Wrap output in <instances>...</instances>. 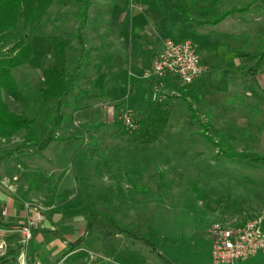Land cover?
<instances>
[{
	"label": "rangeland",
	"instance_id": "374dc122",
	"mask_svg": "<svg viewBox=\"0 0 264 264\" xmlns=\"http://www.w3.org/2000/svg\"><path fill=\"white\" fill-rule=\"evenodd\" d=\"M79 1L54 0L38 26L27 28L20 19L16 30L1 40L2 52L20 41L33 47L30 62L13 71L25 100L4 92L14 113L34 117L43 72L55 64L54 38L71 42L66 69L75 68ZM127 1L90 0L89 52L66 100L58 141L38 152L23 148L28 133L0 140V188L32 212L12 230L0 227V264H19L22 257L28 264L36 258L45 264H165L163 258L171 264H214V225L264 218V161L217 156L183 101L210 125L209 137L222 135L236 153L264 155V61L254 73L257 60L242 58L264 51V0H140L139 8ZM170 4L185 9L190 25ZM233 8L248 11L220 26L196 24ZM124 36L127 42L117 62ZM168 38H189L198 52L209 53L210 64L194 85L171 88L147 79L150 68L136 75L128 69L130 63L153 61L157 45ZM155 89L159 102L171 111L166 128L148 143L138 134L139 121L154 104ZM52 116L49 102L38 118V140L46 137ZM127 116L134 128L124 124ZM17 148L23 152L14 153ZM88 209L135 224L155 249L115 236L102 245L91 238L87 245L58 255L52 236L42 240L43 246L34 240L35 230L52 228L76 242ZM30 223L36 226L27 238L23 231ZM103 231V222H96L92 233ZM236 264H264V254Z\"/></svg>",
	"mask_w": 264,
	"mask_h": 264
},
{
	"label": "trees",
	"instance_id": "16d2710c",
	"mask_svg": "<svg viewBox=\"0 0 264 264\" xmlns=\"http://www.w3.org/2000/svg\"><path fill=\"white\" fill-rule=\"evenodd\" d=\"M219 1L220 0H213V3L218 4ZM79 2L81 3V7L77 12L78 26L75 34L79 58L75 61V68L73 71L69 72L66 69V60L67 53L71 50V42L68 40L63 41L59 38L53 39L55 64L43 72V81L37 93L38 108L33 118H31V116H23L14 113L4 101V92L17 101L25 100V95L20 85L15 80L13 71L30 62L33 56V47L30 43L20 41L8 51H0V140L10 139L21 133H28L30 139L25 143L26 145H23V148L25 147L28 150L36 149L38 152H44L50 144L58 141L57 133L66 120V116L63 112L67 106L66 100L75 88L77 79L80 76V69L89 52L86 47V29L91 3L90 0H80ZM53 3L54 0H0V44L2 39L5 40L16 30L20 19H23L24 25L27 28L38 26L42 21L44 13ZM127 4L138 7L140 6V0H128ZM170 7L176 9L183 16L182 22L184 24L192 22V19L182 6L170 4ZM247 11V8H233L222 14H216L213 21L196 24L216 26L237 13L243 14ZM242 58L251 61L257 60L255 66L252 68L253 72L257 73L264 61V51L257 55H245L242 56ZM178 98L180 97H177V99ZM183 101L186 102L188 111L191 113L196 125L204 132L199 133L200 136L217 150V156H222L230 160H245L250 162L264 161V155L253 152H234L222 135L217 134L215 138L209 137L207 132L210 130V125L202 122L194 106L188 100L184 99ZM49 102L53 103V116L51 117L50 127L46 137L38 140L36 138V135L39 134L40 131V127L37 126L38 118L45 104ZM170 111L171 107L161 102L154 103L148 115L139 121L142 127L141 131L138 133L139 136L148 143H154L160 136L161 131L166 128L170 118ZM11 152L13 151H8L6 155L12 156L13 153ZM15 152L21 153L23 151L17 148L14 153ZM84 214L88 216L87 229L82 239L70 245L71 250L81 244L84 239L92 235L93 226L98 221L104 224L102 235L107 242L117 235H125L132 241H140L154 248L152 241L142 232V229L133 223L124 225L113 215H106L94 209H88ZM0 226L4 227L6 230H12L15 227L12 224L3 223L1 220ZM40 232L50 233L51 231ZM163 260L165 264H171L164 258Z\"/></svg>",
	"mask_w": 264,
	"mask_h": 264
},
{
	"label": "built area",
	"instance_id": "2783aa9c",
	"mask_svg": "<svg viewBox=\"0 0 264 264\" xmlns=\"http://www.w3.org/2000/svg\"><path fill=\"white\" fill-rule=\"evenodd\" d=\"M204 68L201 57L190 39L168 38L164 42V49L156 58L147 79L155 78L165 81L175 78L180 87L193 85L203 75ZM159 91L155 89L152 102H159ZM128 128H134L135 123L130 116L124 118ZM36 226L30 223L24 229L27 238L30 229ZM212 235V260L214 264H236L247 261L264 254V218H257L242 223H220L213 226ZM3 245L0 244V249ZM19 264H28L25 258ZM43 264V263H37Z\"/></svg>",
	"mask_w": 264,
	"mask_h": 264
},
{
	"label": "crops",
	"instance_id": "0c3cea01",
	"mask_svg": "<svg viewBox=\"0 0 264 264\" xmlns=\"http://www.w3.org/2000/svg\"><path fill=\"white\" fill-rule=\"evenodd\" d=\"M133 7H135V6H133ZM140 6H138V7H136V8H139ZM169 8H171L170 6H169ZM171 9H173L174 11H176V12H178L176 9H174V8H171ZM179 13V12H178ZM181 17V16H180ZM183 17V16H182ZM231 18V17H230ZM228 19V18H227ZM181 21H183V18L181 19ZM225 21V20H224ZM223 21V22H224ZM223 22H221L220 24H218L219 26L223 23ZM191 23V22H190ZM190 23H188L189 25H190ZM217 25V26H218ZM193 29V28H192ZM196 35H199V36H201V34H197V33H195ZM187 39H189V38H187ZM191 40V39H190ZM126 37L124 36L123 37V39H122V49H120L119 51H118V57H117V62H119V60H120V58H121V54H122V52H123V50H124V46H125V44H126ZM195 45V44H194ZM196 46V45H195ZM163 49H164V44H163V42H160V44H158L157 45V47H156V53H155V57H154V59H153V61H151V60H141V62L140 61H138V62H136L135 64H131L130 63V67H128V69H131L132 71H133V73L136 75V74H141V72H144L146 69H149L150 68V70H151V68H152V66H153V63H154V61L156 60V58L159 56V54L163 51ZM196 49H197V46H196ZM198 51V50H197ZM199 53V55H200V57H201V63H202V66H203V68H204V71H205V67L207 68V66H209V64H210V55H208L209 53L208 52H206V51H203V52H198ZM208 53V54H207ZM205 62V63H204ZM203 74H204V72H203ZM114 75V74H113ZM203 76V75H202ZM201 76V77H202ZM114 78V77H113ZM198 80H200V79H198ZM197 80V81H198ZM175 81V82H174ZM196 81V82H197ZM163 82H165L166 83V85H168L169 87H175V84H177V85H179L178 84V82H177V80L175 79V78H172V77H170V78H167L165 81H163ZM195 82V83H196ZM156 83V82H155ZM155 83H153V85L155 84ZM174 83V84H173ZM194 83V84H195ZM193 84V85H194ZM192 86V85H191ZM152 86L150 85V88H151ZM113 88H115V87H113ZM176 88H177V86H176ZM133 90V92H134V90H135V85H134V89H132ZM56 143V142H55ZM7 210V213H8V215H4V211H6ZM30 214H32V212L30 211V212H25L24 211V206H23V204L22 203H20V201L17 199V198H14V196H11V195H9L8 193H6L4 190H2L1 188H0V220L3 222V223H7V224H12V225H14V226H16V225H18V224H20L21 223V221L23 220V219H25L28 215H30ZM85 217H88V216H86L85 214H83ZM85 221H86V223H87V225H86V223H84V230H83V234H82V236H80L78 239H77V241H79L80 239H82L83 238V236H84V233H85V231H86V229H87V226H88V219H86L85 218ZM0 227H2V226H0ZM40 231H51L50 233H45V232H40ZM57 234V235H56ZM50 236H52V238L54 239L53 241H52V243H54V248L55 249H57L58 250V255L59 254H61L62 252L63 253H65L67 250L70 252L71 251V247H70V245H72L73 244V242H72V239H70L69 238V236L68 235H66V237L65 236H62V234L60 233V232H58L57 230L55 231L54 229H52V228H46V229H37V230H35V238H34V240H38V241H41L40 243H39V245L40 246H43L44 245V241H42V240H44V238L46 239V237H50ZM117 236H122V238H126L127 240H129V241H132L131 239H129L127 236H125V235H117ZM91 238H94V241L95 242H97V243H99V245H102L103 243H104V241H105V239H104V237H103V235H101V234H97V233H92V235L91 236H89L88 238H86V239H84L81 243H83L84 242V244L85 245H87V241L89 240V239H91ZM97 240V241H96ZM76 241V242H77ZM111 241V240H110ZM110 241H108V242H110ZM76 242H74V243H76ZM105 242H107V241H105ZM134 242V241H133ZM0 243H1V241H0ZM73 250H74V248H73ZM40 253H43V252H40ZM51 255V254H50ZM258 255H260V254H258ZM257 255V256H258ZM54 257H57V255H55ZM45 260H49L48 258H45ZM37 263H42L41 261H39V259H37L36 258V263H33V264H37ZM43 264H45V263H43ZM47 264H49V263H47Z\"/></svg>",
	"mask_w": 264,
	"mask_h": 264
}]
</instances>
